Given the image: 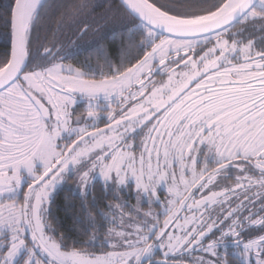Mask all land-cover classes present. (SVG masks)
<instances>
[{
  "label": "snow or ice",
  "instance_id": "6c2138e0",
  "mask_svg": "<svg viewBox=\"0 0 264 264\" xmlns=\"http://www.w3.org/2000/svg\"><path fill=\"white\" fill-rule=\"evenodd\" d=\"M97 7L0 0V264H264V0Z\"/></svg>",
  "mask_w": 264,
  "mask_h": 264
},
{
  "label": "trees",
  "instance_id": "16d2710c",
  "mask_svg": "<svg viewBox=\"0 0 264 264\" xmlns=\"http://www.w3.org/2000/svg\"><path fill=\"white\" fill-rule=\"evenodd\" d=\"M58 3L61 4H66V5H73L75 3L78 2V0H57ZM118 0H91V3L96 4V5H103L104 7H97L96 8V19L99 20L100 16L106 11V8L109 4H115L117 3ZM61 12H63V9L61 10ZM62 16L60 14H57L55 17H53L50 20H46L44 22V28L41 31L40 35L41 37H43L44 35H48L49 36V46L52 42V38H51V32L54 31H58L59 30V39H61L63 41V43L65 45H67L68 51L72 52L74 51L75 46L72 44H68V40L69 38L71 39H75V37L72 35L74 28L72 27H68L67 25L63 28V29H59V23L61 20ZM101 23H103V21H100ZM4 32V28L2 25H0V33ZM90 39V38H89ZM4 39L2 36H0V54L3 53L4 51ZM87 55V53H81V54H77V55H73V56H69L68 60H66L65 62H70L72 64H79V63H83L85 61V56ZM90 62L95 65L96 61L94 59L90 58ZM66 194L62 193L59 197L58 202L62 203L64 201V196ZM61 216H63V213H60ZM68 225L71 224L70 221L67 222Z\"/></svg>",
  "mask_w": 264,
  "mask_h": 264
},
{
  "label": "rangeland",
  "instance_id": "374dc122",
  "mask_svg": "<svg viewBox=\"0 0 264 264\" xmlns=\"http://www.w3.org/2000/svg\"><path fill=\"white\" fill-rule=\"evenodd\" d=\"M89 38H91V37H89ZM66 63H70V62H66ZM132 201H133V200H132ZM132 201H130V202L134 204V203H135V201H133V202H132Z\"/></svg>",
  "mask_w": 264,
  "mask_h": 264
},
{
  "label": "flooded vegetation",
  "instance_id": "af4514ba",
  "mask_svg": "<svg viewBox=\"0 0 264 264\" xmlns=\"http://www.w3.org/2000/svg\"><path fill=\"white\" fill-rule=\"evenodd\" d=\"M133 201H134V200H133ZM133 201H132V202H133Z\"/></svg>",
  "mask_w": 264,
  "mask_h": 264
}]
</instances>
